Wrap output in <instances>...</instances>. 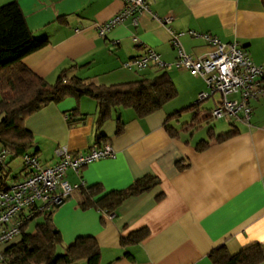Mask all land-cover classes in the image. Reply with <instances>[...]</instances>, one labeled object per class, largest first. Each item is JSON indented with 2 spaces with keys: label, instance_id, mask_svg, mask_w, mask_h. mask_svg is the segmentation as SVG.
I'll list each match as a JSON object with an SVG mask.
<instances>
[{
  "label": "crops",
  "instance_id": "obj_1",
  "mask_svg": "<svg viewBox=\"0 0 264 264\" xmlns=\"http://www.w3.org/2000/svg\"><path fill=\"white\" fill-rule=\"evenodd\" d=\"M12 2L19 5L33 36L47 41L23 59L47 83L54 84L63 72V78L104 86L166 72L178 93L144 118L131 109L117 110L99 130L97 105L88 97L66 98L26 120L25 128L34 137L28 152L42 164H54L60 147L73 154L104 145L113 148L114 158L90 163L79 173L67 171L65 181L72 186L100 185L107 193L125 190L146 176L157 181L150 191L126 198L110 214L81 209L83 197L74 191L52 215L64 245L79 237L94 238L100 264H213L210 254L221 247L235 255L252 245L264 246V98L250 102L248 124L210 119L219 95L184 111L208 90L201 78L173 66L177 51L171 44V33L179 35L184 52L199 59L207 43L189 32L209 35L223 44L236 43L253 64L263 65L264 0H152L151 14H143L137 26L128 18L103 37L97 26L123 10L120 0H0V7ZM152 15L172 21L163 25ZM146 49L170 67H124ZM72 110L85 118L70 128L64 114ZM116 119L124 124L119 135ZM230 130L235 134L219 139ZM12 164L4 169L1 185L24 180L23 166L14 169ZM143 229V240L122 245L123 239Z\"/></svg>",
  "mask_w": 264,
  "mask_h": 264
},
{
  "label": "trees",
  "instance_id": "obj_2",
  "mask_svg": "<svg viewBox=\"0 0 264 264\" xmlns=\"http://www.w3.org/2000/svg\"><path fill=\"white\" fill-rule=\"evenodd\" d=\"M262 5L264 9V2ZM46 44V40L33 36L16 2L0 7V151L8 154L5 167L0 168V186L6 179V173L2 175L6 166L30 154L28 150L34 143V137L25 128V122L44 107L58 104L66 98H91L97 105L96 128L99 130L113 118L117 110L131 109L138 118H144L161 110L178 94L166 72H161L153 79L111 86L88 84L76 77L66 79L63 78V72L54 84H49L23 63L25 57L41 50ZM198 105L184 111L195 110ZM64 116L70 128L83 123L85 118L78 110L66 112ZM123 129L124 124L116 119V134H121ZM233 134L235 132L230 130L220 135L219 139H226ZM156 184L154 177L146 176L125 190L104 193L100 185H94L80 186L75 191L83 197L81 209L93 207L110 214L126 198L148 192ZM96 195L99 197L95 200ZM56 208L37 213L22 226L16 240L1 247L2 264H78L82 261L100 264V247L94 238L79 237L63 245L61 234L52 220ZM35 218L42 220L35 226L34 233L28 232ZM146 235L145 229L133 232L122 240V245L138 243ZM60 247L63 249L61 254L58 253ZM210 258L213 264H260L264 261V246L252 245L235 255L221 247L214 250Z\"/></svg>",
  "mask_w": 264,
  "mask_h": 264
},
{
  "label": "built area",
  "instance_id": "obj_3",
  "mask_svg": "<svg viewBox=\"0 0 264 264\" xmlns=\"http://www.w3.org/2000/svg\"><path fill=\"white\" fill-rule=\"evenodd\" d=\"M123 10L111 20L97 26L100 36L130 18L133 26L139 18L151 14L149 5L152 0H120ZM163 25L170 24L171 17L159 19ZM192 37L202 38L207 43V51L199 59L187 55L179 43V35L171 33V44L177 51L173 66L189 71L201 78L207 88L197 97V104L220 96V101L211 110L213 120L234 118L248 124L251 114L250 102L264 98V64L255 65L236 43L223 44L215 37L189 32ZM126 69L144 70L155 67L166 70L170 65L161 61L151 49H146L140 57L124 64ZM57 161L52 165L42 164L35 155L26 154L21 158L26 171L24 180L11 185L0 186V248L13 242L21 233V228L37 213L59 207L78 186L65 181L67 171L79 173L90 163L112 159L115 152L110 145L93 147L83 153L73 154L64 147L56 150ZM8 154L0 151V168L5 167ZM0 264L2 256L0 255Z\"/></svg>",
  "mask_w": 264,
  "mask_h": 264
},
{
  "label": "rangeland",
  "instance_id": "obj_4",
  "mask_svg": "<svg viewBox=\"0 0 264 264\" xmlns=\"http://www.w3.org/2000/svg\"><path fill=\"white\" fill-rule=\"evenodd\" d=\"M210 105V103L208 104V106ZM211 124H213V123H211ZM215 124V123H214ZM216 126H218V124L216 123ZM12 163V162H11ZM9 165V164H8ZM19 165H21V167H22V161H21V158H17L16 160H14L13 161V164H12V168H14V169H18L19 168ZM10 178H11V176H10ZM8 181V183H10L12 180L11 179H8L7 180ZM55 211H56V209H55ZM54 211V212H55ZM41 218H37V219H35V220H33L32 222H31V224H30V226H29V228H28V232H32L33 230H34V228H35V226L38 224V223H40L41 222ZM64 245V244H63ZM65 246V245H64ZM59 250H58V253L59 254H61L62 252H63V249H62V247H60V248H58Z\"/></svg>",
  "mask_w": 264,
  "mask_h": 264
}]
</instances>
